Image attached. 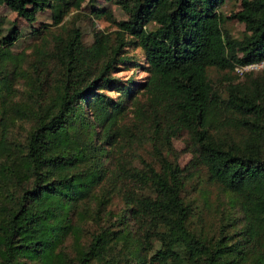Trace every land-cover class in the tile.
<instances>
[{
	"label": "trees",
	"instance_id": "1",
	"mask_svg": "<svg viewBox=\"0 0 264 264\" xmlns=\"http://www.w3.org/2000/svg\"><path fill=\"white\" fill-rule=\"evenodd\" d=\"M83 2L0 0V6L27 22L32 39L44 45L48 26L33 27L37 14L51 9L56 26ZM225 2L116 0L128 20L108 16L120 30L113 43L97 33L86 47L77 30L68 39L55 37L61 74L49 95L41 77L18 68L25 54L12 51L19 30L0 39V264H264V0H242L241 11L229 17L244 25L240 39L224 29L219 10ZM123 34L143 51L144 83L127 86L112 77L127 61L120 57ZM32 53L44 55L42 46ZM211 69L223 74L220 86L211 82ZM18 75L38 96L22 108L10 102ZM111 89L119 101L104 93ZM140 91L152 112L148 117L136 108L132 126L147 127L141 137L155 159L130 174L139 190L128 194L123 220L111 230L102 224L111 213L101 189L116 176L109 168L112 131L124 103ZM22 122L29 129L19 143L10 132ZM180 132L189 137L193 161L227 196L210 236L189 228L202 213L183 196L191 173L180 169L171 143ZM115 163L119 173L128 171ZM128 216L139 233L131 231ZM86 219L98 232L81 242ZM151 234L158 235V248Z\"/></svg>",
	"mask_w": 264,
	"mask_h": 264
},
{
	"label": "rangeland",
	"instance_id": "2",
	"mask_svg": "<svg viewBox=\"0 0 264 264\" xmlns=\"http://www.w3.org/2000/svg\"><path fill=\"white\" fill-rule=\"evenodd\" d=\"M115 1L85 0L79 9L71 7L64 15L61 23L56 26L52 25L51 9L47 8L44 12L38 13L33 27L41 28L42 26H48V29H45L48 33L43 34V38L46 39L44 45L41 44L43 43L42 40L32 39V35L30 34L32 28L27 22L18 18L15 13L5 6H0V39L6 36L13 28L19 30L22 37L12 48V51L14 54L21 52L25 54H23V57L21 56L24 59L23 62L22 58L17 60L18 68L31 74V78L34 80H39L41 77V80L45 82L42 92L48 94V92H53L52 86L61 74V69L53 56L55 37L61 36L64 39H68L71 36L72 30H77L81 35L83 45L86 47H89L93 43L94 35L97 33L108 37L109 41L113 43L120 30L108 19V16L111 15L116 22L128 20L126 12ZM241 2L242 0H226L219 10L225 19L224 29L235 39L242 37L244 25L234 19H229V17L241 11ZM98 11L105 14L96 17L94 13ZM149 27L153 28V25ZM122 37L126 42V46L120 53V57L125 56L127 61L125 64L116 66L118 69L113 71L112 77L127 86L144 83L148 72L143 51L135 43H130L134 40L128 34H123ZM37 45L42 46L44 51V55L41 57L32 53V47ZM41 61L42 64H39ZM262 67L263 64H260L252 69L257 71ZM252 69H245L243 71L248 72L252 71ZM209 78L216 86H220L224 82L223 74L212 69L209 71ZM12 88L13 92L10 95V102L12 100V102L20 105L21 108L22 104L29 106L30 100L38 97L32 95L29 91L26 81L22 79V75H18L13 81ZM104 93L113 102L119 101V93L114 89L105 91ZM132 96L134 97L131 99ZM132 96L127 101L125 100V111L118 116L116 126L112 131L117 133L113 136L115 139L113 149L114 160L117 161L119 166H123L128 171L119 173L115 161L110 162L109 168L114 170L116 176L110 177L101 189L104 192L103 196L107 200L106 211L111 213V218L106 222H102V224L103 227H108L111 230H114L113 227L114 225L116 226V220H123L121 216L125 214L126 203L129 202L128 194L139 190V185L136 182H132L130 174L133 173V170L140 172L145 170V164L154 162L155 159L151 156L152 151L148 141H145L141 137V131L147 132V127H137L134 129L132 126L135 122L133 111L136 108H140L138 110L144 111L145 116L148 117L151 116L152 109L147 107L148 102L141 91ZM146 121L145 124H151L149 120ZM23 123H18L14 130L10 132V135L19 143H22L23 136H25L26 130L29 129V124ZM188 142V135L185 132H180L176 138H173L171 143L176 154L178 166L181 170H184V174H187V172L191 173V177L185 182L183 191L185 201L188 202L195 212L202 213V220L194 218L190 222L189 228L196 234L203 232V235L210 236L217 227L214 220L218 218V214L222 210L221 206H225L223 202L226 201L227 196L218 186L209 182L205 168L200 165L197 166L193 161L194 155ZM130 219L131 217L128 216L127 221L131 231L139 233L140 225ZM81 227L84 235V239H81V242L89 241L90 235L98 232L94 222L88 219L81 223ZM161 232H164V229H161ZM150 237L152 238V246L158 248V235L151 234ZM64 246L71 251V238L66 239ZM92 264H96V262L94 261Z\"/></svg>",
	"mask_w": 264,
	"mask_h": 264
},
{
	"label": "built area",
	"instance_id": "3",
	"mask_svg": "<svg viewBox=\"0 0 264 264\" xmlns=\"http://www.w3.org/2000/svg\"><path fill=\"white\" fill-rule=\"evenodd\" d=\"M256 66L255 65H253V66H248V67H245L243 70H245V69H252V68H255ZM235 71L237 72V73H239V74H241L242 73V70H240V69H235Z\"/></svg>",
	"mask_w": 264,
	"mask_h": 264
}]
</instances>
